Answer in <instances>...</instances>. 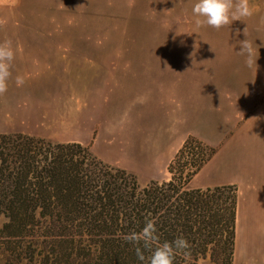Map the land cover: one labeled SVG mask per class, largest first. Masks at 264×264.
<instances>
[{
    "label": "rangeland",
    "instance_id": "374dc122",
    "mask_svg": "<svg viewBox=\"0 0 264 264\" xmlns=\"http://www.w3.org/2000/svg\"><path fill=\"white\" fill-rule=\"evenodd\" d=\"M194 2L0 0V131L91 144L141 184L201 164L191 186L237 187L233 264H264V0L219 29Z\"/></svg>",
    "mask_w": 264,
    "mask_h": 264
},
{
    "label": "trees",
    "instance_id": "16d2710c",
    "mask_svg": "<svg viewBox=\"0 0 264 264\" xmlns=\"http://www.w3.org/2000/svg\"><path fill=\"white\" fill-rule=\"evenodd\" d=\"M200 168L174 159L169 179L141 184L91 144L1 130L0 264H148L181 237L172 264H233L237 187L191 186Z\"/></svg>",
    "mask_w": 264,
    "mask_h": 264
},
{
    "label": "clouds",
    "instance_id": "9594fccd",
    "mask_svg": "<svg viewBox=\"0 0 264 264\" xmlns=\"http://www.w3.org/2000/svg\"><path fill=\"white\" fill-rule=\"evenodd\" d=\"M192 15L196 18L195 24L200 27L202 24L207 25L213 29H219L224 25H227L229 21L241 20V18L247 17L251 14L252 9L249 7L247 0H237L235 4L231 0H195L191 8ZM242 51L247 56V63H251V50L245 45H242ZM7 59H11L10 52L2 53ZM7 76V72L0 70V79ZM22 81L17 78V84ZM152 229L147 228L144 236L146 240L152 238ZM188 243L185 239L176 238L171 243L165 242L152 251L148 264H172L173 256L175 253L181 250H186ZM183 255L187 257V251L183 252ZM143 259V257H140Z\"/></svg>",
    "mask_w": 264,
    "mask_h": 264
},
{
    "label": "crops",
    "instance_id": "0c3cea01",
    "mask_svg": "<svg viewBox=\"0 0 264 264\" xmlns=\"http://www.w3.org/2000/svg\"><path fill=\"white\" fill-rule=\"evenodd\" d=\"M257 122H258L259 128L261 130V132H260L261 133V139L264 141V116H259L257 119ZM261 154L264 156V144L261 148ZM261 171L264 172V160L261 162ZM262 175H263V179H264V174L262 173ZM215 185H223V184L219 183V184H215ZM209 186H214V185H209ZM238 210H239V207H238ZM237 219H239V217ZM259 227H264V226L262 224H260ZM261 234H264V233L261 232Z\"/></svg>",
    "mask_w": 264,
    "mask_h": 264
},
{
    "label": "bare ground",
    "instance_id": "6f19581e",
    "mask_svg": "<svg viewBox=\"0 0 264 264\" xmlns=\"http://www.w3.org/2000/svg\"><path fill=\"white\" fill-rule=\"evenodd\" d=\"M237 223H238V219H237Z\"/></svg>",
    "mask_w": 264,
    "mask_h": 264
}]
</instances>
